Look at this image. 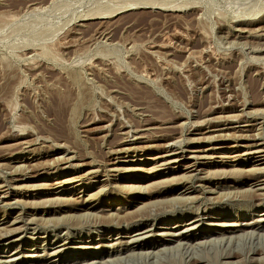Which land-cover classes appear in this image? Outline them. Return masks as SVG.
I'll return each mask as SVG.
<instances>
[{
    "label": "rangeland",
    "instance_id": "rangeland-1",
    "mask_svg": "<svg viewBox=\"0 0 264 264\" xmlns=\"http://www.w3.org/2000/svg\"><path fill=\"white\" fill-rule=\"evenodd\" d=\"M259 155L264 0H0V264H264Z\"/></svg>",
    "mask_w": 264,
    "mask_h": 264
},
{
    "label": "bare ground",
    "instance_id": "bare-ground-1",
    "mask_svg": "<svg viewBox=\"0 0 264 264\" xmlns=\"http://www.w3.org/2000/svg\"><path fill=\"white\" fill-rule=\"evenodd\" d=\"M130 9H133V8H130ZM127 10H129V9H127ZM114 12V11H113ZM101 13V12H100ZM110 13V12H109ZM101 15H103L102 13H101ZM102 17V16H101ZM107 17V16H106ZM99 18V17H98ZM104 18V17H103ZM66 44V43H65ZM42 51V50H41ZM203 121V120H202ZM202 138V137H201ZM257 151V150H256ZM258 153L260 152V150L259 151H257ZM258 157H262V158H264V156H262V155H259ZM58 169V168H57ZM254 170L256 171L257 170V168H254ZM258 171H261V169L260 170H258ZM258 171H256V172H258ZM260 179H258V181H259ZM257 181V182H258ZM186 190H188V189H186ZM258 195H260V194H258ZM262 195V194H261ZM263 196V195H262ZM178 197V196H177ZM255 199V198H254ZM262 199L263 198H261V197H259V198H256V201H258L259 203H256L255 205H257V206H259V205H261V201H262ZM85 200V199H84ZM182 201V200H181ZM138 212V211H137ZM140 212V211H139ZM138 212V213H139ZM126 213V212H125ZM130 213V212H129ZM132 213V212H131ZM137 213V214H138ZM140 213H142V212H140ZM139 213V215L141 216V214ZM149 215V214H148ZM139 217V216H138ZM136 218V217H135ZM136 219H138V218H136ZM134 220V219H133ZM264 219H260L259 218V220H256L255 222H253V223H259V222H261V221H263ZM184 220H180L179 222H183ZM199 221V220H198ZM124 222V221H123ZM125 223V222H124ZM127 223V222H126ZM143 223V222H142ZM168 224V223H167ZM181 224V223H180ZM234 226H233V225ZM232 224H229V225H231V226H228L229 228H227L226 229V232H228V233H232V234H234L235 232H237V231H242L243 233L241 234V235H239V234H236L237 236H236V238L238 239V237H241V236H243V235H246V234H248L249 233V231L248 232H244V229H242L240 226H239V228L236 226V224H234V223H232ZM95 225V224H94ZM127 225H129V224H127ZM131 225V224H130ZM223 225H225V224H223ZM246 225V227H251V225L249 224V223H247V224H245ZM178 225H176L175 227H177ZM195 226V225H194ZM194 226H191V227H194ZM171 227V226H170ZM190 227V228H191ZM35 228V227H34ZM238 228V229H237ZM251 228H253V226L251 227ZM93 229V228H92ZM186 229H189V227H185L184 228V230H186ZM237 229V230H236ZM253 231V230H252ZM252 231H250V232H252ZM8 231H6V233H4V234H0V239L4 236H6V235H10L9 234V232L7 233ZM13 233V232H12ZM254 233V232H253ZM252 233V234H253ZM176 234V233H175ZM179 234H181V233H179ZM165 235H167V234H165ZM164 235V236H165ZM249 235V234H248ZM254 235V234H253ZM171 236L172 237H175V241L177 240L179 243L180 242H182V240L181 239H183V236H181V235H174L173 236V234H171ZM231 236H233V235H231ZM129 237V240H124V242L122 243V244H124L125 245V247H126V249L125 250H128L127 249V247L129 248H131V247H133V246H135L137 243H138V240L140 239L139 237L140 236H135V234H133V235H130V236H128ZM223 234H222V238H221V241H222V239H223ZM233 237H235V236H233ZM235 238V239H236ZM252 238V237H251ZM184 239H189V238H185L184 237ZM219 239H220V237H219ZM232 239V238H231ZM230 238L229 239H226V240H231ZM49 240H51V239H49ZM48 240V241H49ZM162 240V239H161ZM217 240V239H216ZM225 240V241H226ZM239 240V239H238ZM240 240H241V238H240ZM239 240V241H240ZM2 241V240H1ZM55 241V240H54ZM239 241H237V242H239ZM9 242V241H8ZM163 242V241H162ZM177 242V243H178ZM185 242V241H184ZM205 242V241H204ZM213 242V241H212ZM219 242V241H218ZM232 242H233V240H232ZM206 243H208V241L206 242ZM205 243V244H206ZM230 243V242H229ZM115 244V243H114ZM181 244V243H180ZM116 245V244H115ZM138 245V244H137ZM190 245V244H189ZM228 245V244H227ZM114 245H112V247H113ZM157 246V245H156ZM162 246V245H161ZM199 247V246H198ZM132 249V248H131ZM187 249H190V248H187ZM192 249V248H191ZM58 250V249H57ZM56 250V252H54L53 251V253H51V255H58L59 253H60V251H57ZM113 250V249H112ZM165 251V250H164ZM236 251V250H235ZM235 251L233 250L232 252L231 251H228V252H226L225 254H224V256H226V257H233L234 256V254H235ZM132 253V252H131ZM155 253V252H154ZM49 254V253H48ZM16 256V255H15ZM14 256V257H15ZM146 256V255H145ZM156 256V255H155ZM147 257H148V255H147ZM264 257V256H263ZM263 257H262V259H263ZM16 258V257H15ZM234 258V257H233ZM251 259V258H250ZM252 261L254 260V259H251ZM250 260V261H251ZM264 260V259H263ZM7 261H9V260H7ZM10 261L11 262H8V263H6V264H12V262H13V259L11 260L10 259ZM247 260L246 259H244V262H246ZM56 262H55V260H53L52 262H51V264H55ZM94 263V262H93ZM195 263V262H194ZM17 264V263H16ZM56 264H61V262L60 263H56ZM96 264H98V263H96ZM111 264V263H110Z\"/></svg>",
    "mask_w": 264,
    "mask_h": 264
}]
</instances>
